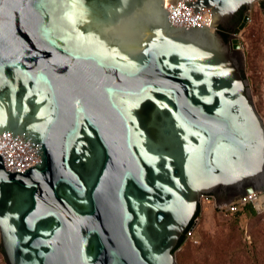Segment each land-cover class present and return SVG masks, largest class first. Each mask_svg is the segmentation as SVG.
Returning a JSON list of instances; mask_svg holds the SVG:
<instances>
[{
    "label": "water",
    "instance_id": "1",
    "mask_svg": "<svg viewBox=\"0 0 264 264\" xmlns=\"http://www.w3.org/2000/svg\"><path fill=\"white\" fill-rule=\"evenodd\" d=\"M255 2L196 0L186 28L164 0H0V135L39 154L0 156L6 264H176L202 196L264 189L249 16L219 31Z\"/></svg>",
    "mask_w": 264,
    "mask_h": 264
},
{
    "label": "rangeland",
    "instance_id": "2",
    "mask_svg": "<svg viewBox=\"0 0 264 264\" xmlns=\"http://www.w3.org/2000/svg\"><path fill=\"white\" fill-rule=\"evenodd\" d=\"M255 2L240 38L245 53V76L253 99L264 117V18ZM201 213L183 245L175 252L176 264H264V212L248 216L226 213L213 198L199 203ZM0 264H6L0 253Z\"/></svg>",
    "mask_w": 264,
    "mask_h": 264
},
{
    "label": "built area",
    "instance_id": "3",
    "mask_svg": "<svg viewBox=\"0 0 264 264\" xmlns=\"http://www.w3.org/2000/svg\"><path fill=\"white\" fill-rule=\"evenodd\" d=\"M196 0H164V6L168 12V20L173 26H180L189 28L191 26L202 27L204 24L203 10H195L194 6H187V4L194 3ZM220 31V29H219ZM241 34V33H240ZM239 34V37H240ZM264 121V117H263ZM11 133H4L0 135V156L2 157L3 164L8 171L22 172L29 166L35 165L39 162V154L35 153V147L28 141L24 143L17 137L11 139ZM203 198H213L211 196H202ZM249 203L253 206L257 214L264 212V189L261 191H254L242 198H239L227 205L218 206V208L226 213H233L238 210L239 206ZM198 220L195 219L194 224ZM192 230V228H191ZM191 230L188 232L191 233Z\"/></svg>",
    "mask_w": 264,
    "mask_h": 264
},
{
    "label": "trees",
    "instance_id": "4",
    "mask_svg": "<svg viewBox=\"0 0 264 264\" xmlns=\"http://www.w3.org/2000/svg\"><path fill=\"white\" fill-rule=\"evenodd\" d=\"M261 5L264 6V3H261ZM220 32L225 37L224 34H226V33L223 32V29L222 28H220ZM239 210L242 211V212H244V213H246L248 216L257 215V213L255 212L253 206L251 204H249V203H245V204L240 205L237 211H239ZM237 211H235L233 213H230V214H234ZM200 213H201V205L199 204L198 209H197V212L195 213L194 217L192 218L191 222L189 223V226L186 228L184 234L179 239V242H178L177 246L175 247L174 252H176L183 245V243L185 242V239H186V237L188 235V232L193 227L194 222H195V219L200 215Z\"/></svg>",
    "mask_w": 264,
    "mask_h": 264
},
{
    "label": "flooded vegetation",
    "instance_id": "5",
    "mask_svg": "<svg viewBox=\"0 0 264 264\" xmlns=\"http://www.w3.org/2000/svg\"><path fill=\"white\" fill-rule=\"evenodd\" d=\"M261 4V3H260ZM252 9V8H251ZM251 9L243 6L241 7L234 15L233 19L230 21V25L228 27H223V32H225V38H228L230 36V30L232 28L237 27L239 24L242 23L243 19L245 18V16H249L250 18V14H251ZM249 22V19L247 21V23ZM246 23V24H247Z\"/></svg>",
    "mask_w": 264,
    "mask_h": 264
},
{
    "label": "crops",
    "instance_id": "6",
    "mask_svg": "<svg viewBox=\"0 0 264 264\" xmlns=\"http://www.w3.org/2000/svg\"><path fill=\"white\" fill-rule=\"evenodd\" d=\"M214 199V198H213Z\"/></svg>",
    "mask_w": 264,
    "mask_h": 264
}]
</instances>
